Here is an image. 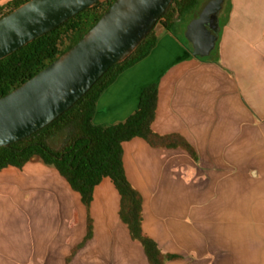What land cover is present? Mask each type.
Wrapping results in <instances>:
<instances>
[{
	"label": "crops",
	"instance_id": "crops-1",
	"mask_svg": "<svg viewBox=\"0 0 264 264\" xmlns=\"http://www.w3.org/2000/svg\"><path fill=\"white\" fill-rule=\"evenodd\" d=\"M193 11L100 95L93 121L112 125L158 89L152 129L183 145L123 142L127 179L142 196V229L166 264H264V0H227L206 58L184 36ZM110 177L89 205L39 157L0 169V264H150L121 217Z\"/></svg>",
	"mask_w": 264,
	"mask_h": 264
},
{
	"label": "water",
	"instance_id": "water-1",
	"mask_svg": "<svg viewBox=\"0 0 264 264\" xmlns=\"http://www.w3.org/2000/svg\"><path fill=\"white\" fill-rule=\"evenodd\" d=\"M104 1L20 3L0 16V60ZM172 1L112 0L72 47L0 97V147L36 133L72 107L111 66L138 48ZM226 4L227 0H205L193 12L184 31L193 55L206 58L214 50Z\"/></svg>",
	"mask_w": 264,
	"mask_h": 264
},
{
	"label": "trees",
	"instance_id": "trees-1",
	"mask_svg": "<svg viewBox=\"0 0 264 264\" xmlns=\"http://www.w3.org/2000/svg\"><path fill=\"white\" fill-rule=\"evenodd\" d=\"M199 1L173 0L138 48L127 59L111 66L72 107L36 133L0 147V169L9 165L22 167L32 157L38 156L45 163L54 165L67 178L86 205L93 199L95 186L104 177H110L122 195L121 217L129 225L132 236L143 244L150 264H166L167 259L176 255L164 253L157 242L143 232V199L127 179L123 142L139 136L153 146L183 145L195 156L194 150L179 135H160L153 131L151 125L158 98L156 84H150L143 90L138 109L125 121L102 125L94 123L93 117L103 91L120 73L147 56L156 45L157 26L162 24L172 28L175 19L195 10ZM73 18L0 60V97L20 86L67 50L60 46V30ZM86 32L85 29L78 40Z\"/></svg>",
	"mask_w": 264,
	"mask_h": 264
},
{
	"label": "rangeland",
	"instance_id": "rangeland-1",
	"mask_svg": "<svg viewBox=\"0 0 264 264\" xmlns=\"http://www.w3.org/2000/svg\"><path fill=\"white\" fill-rule=\"evenodd\" d=\"M24 1L26 0H0V16ZM111 1L112 0L104 1L98 6L86 9L77 16H74L70 23L67 26L62 27L60 30L62 34L60 46L64 49L70 48V46L78 40L85 29L88 30L94 25L96 18L104 13ZM204 1L205 0H200L196 9H198ZM195 10H193V12Z\"/></svg>",
	"mask_w": 264,
	"mask_h": 264
}]
</instances>
